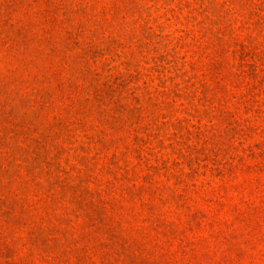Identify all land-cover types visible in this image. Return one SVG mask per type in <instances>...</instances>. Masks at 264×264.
I'll return each mask as SVG.
<instances>
[{"label":"rangeland","instance_id":"1","mask_svg":"<svg viewBox=\"0 0 264 264\" xmlns=\"http://www.w3.org/2000/svg\"><path fill=\"white\" fill-rule=\"evenodd\" d=\"M0 264H264V0H0Z\"/></svg>","mask_w":264,"mask_h":264}]
</instances>
